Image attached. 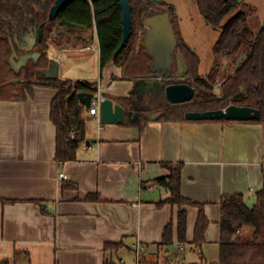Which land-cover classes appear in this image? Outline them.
<instances>
[{"label": "crops", "instance_id": "crops-1", "mask_svg": "<svg viewBox=\"0 0 264 264\" xmlns=\"http://www.w3.org/2000/svg\"><path fill=\"white\" fill-rule=\"evenodd\" d=\"M164 1L174 6L181 36L200 57L195 41L189 39H198L206 29L195 1L190 14L183 3ZM245 3L256 6L255 0ZM145 28L142 44L144 38L166 42L169 33L158 40V30ZM26 37L16 40L19 51L11 56L15 62L35 51L24 50L31 38ZM48 44L52 55L48 57L57 64L59 80L95 83L96 96L114 104L135 90V82L123 79L121 68L114 63L100 68L94 28L56 26ZM211 48L206 49L207 72L200 69L202 75L210 70ZM58 55L65 58L63 62H57ZM201 64L202 60L200 68ZM55 94V89L35 86L24 101H0V261L104 264L107 258L115 262L113 257L121 251L135 253L139 244L145 264H158L162 258L163 264H218L209 254L216 247L219 259L222 197L241 195L251 208L264 185V117L262 123L154 119L144 123L141 115L131 111L132 120L142 119L141 127H135L103 125L87 113L85 142L76 159L59 164L55 161L56 130L50 120ZM146 109L150 112L155 107L147 101ZM166 164H180L181 196L203 205L209 223L201 245L193 243L198 208L183 207L187 231L186 243L180 244L177 206L157 205L170 195L159 181L169 174ZM60 173L65 177L59 178ZM94 193L98 201L86 200ZM169 223L173 242L160 245ZM112 243H121V249L105 251L104 246Z\"/></svg>", "mask_w": 264, "mask_h": 264}, {"label": "trees", "instance_id": "trees-1", "mask_svg": "<svg viewBox=\"0 0 264 264\" xmlns=\"http://www.w3.org/2000/svg\"><path fill=\"white\" fill-rule=\"evenodd\" d=\"M206 25L219 32L212 48V64L206 75L200 72L201 59L181 36L178 17L172 4L164 0H128L131 6L130 36L115 55L123 36L122 11L117 0H74L61 9L56 18L48 19L55 0H0V101H24L33 87L45 86L56 90L50 105V120L56 130L55 161L63 164L76 159L79 147L85 142L86 109L78 100L77 93L89 91L95 83L71 80L61 81L40 74L53 62L48 57L50 38L56 26L76 25L95 29L99 41V65L103 69L112 62L121 68L125 80L135 82L131 96L117 99L124 109L121 125L141 127L140 121L130 118L134 111L148 120L161 122H186L188 112L224 110L228 106L248 107L259 111L258 120L226 121L203 120L202 122H251L262 123L264 117V26L251 27L257 23L255 7L243 0H194ZM169 17L175 51L184 65L181 76H157L152 68V58L141 39L146 34V23L152 18ZM41 28L42 40L34 50L40 56L26 61L16 68L12 54L19 51L16 40L24 36H36ZM226 61L225 64L223 62ZM170 84H187L194 89L192 100L171 104L164 94ZM221 84L218 93L214 85ZM74 96L67 101L71 93ZM159 99H161L159 101ZM147 101L155 107L146 109ZM156 105V106H155ZM145 112L151 115L144 116ZM72 134L74 135L72 137ZM169 174L159 181L169 192V197L158 206H177V242L186 243L187 212L184 206L198 208L193 232V243H204L208 225L203 205L192 202L180 193V164L165 165ZM88 201H98L97 193L86 196ZM12 203L13 201H3ZM220 244L218 264H264V185L256 194L253 207L245 204L241 195L223 196L220 201ZM251 228L250 237L242 236L243 227ZM173 242L172 224L163 231L160 245ZM121 243L106 244L104 250L117 252ZM0 264H14V259H5ZM104 264H116L105 259Z\"/></svg>", "mask_w": 264, "mask_h": 264}, {"label": "water", "instance_id": "water-1", "mask_svg": "<svg viewBox=\"0 0 264 264\" xmlns=\"http://www.w3.org/2000/svg\"><path fill=\"white\" fill-rule=\"evenodd\" d=\"M74 0H55L54 5L49 11L48 19L50 21L54 20L58 13L63 7L68 3ZM122 11V23H123V36L120 42V45L115 52V55L119 53L122 48L125 46L129 36L130 29L132 27L131 21V6L128 3V0H117ZM159 2V0H154ZM238 3H241L243 0H236ZM146 26H153L154 29L158 30L157 39L160 40L162 36L168 34L172 36L171 25L169 22V17L166 15L158 16L147 21ZM168 35V37H169ZM30 42L26 44L24 50L34 49L37 42L42 40L41 28L38 29L36 36H27L23 39H29ZM167 37V38H168ZM169 39V38H168ZM166 39V40H168ZM148 52V51H147ZM149 53V52H148ZM40 56V53L34 51L32 54L26 55L21 58L18 62H14L15 67L18 68L25 63V60L32 58L36 60ZM151 56V55H150ZM40 74L47 78H56L57 77V64L52 62L47 70L41 71ZM159 79L163 75H157ZM169 76V75H168ZM167 77V76H165ZM98 87L93 86L89 91H82L77 93V98L79 102L86 108L89 109L91 106L92 99L97 95ZM166 100L171 104L184 103L192 100L194 96V89L187 84H170L165 87L164 90ZM74 96L72 92L67 96V101H69ZM97 97V96H96ZM99 121L100 124H122L124 122V109L118 104H114L110 99H103L99 106ZM185 118L188 121H203V120H226V121H249V120H258L259 111L254 110L248 107H239V106H228L224 110H215V111H206V112H188L185 114Z\"/></svg>", "mask_w": 264, "mask_h": 264}, {"label": "rangeland", "instance_id": "rangeland-1", "mask_svg": "<svg viewBox=\"0 0 264 264\" xmlns=\"http://www.w3.org/2000/svg\"><path fill=\"white\" fill-rule=\"evenodd\" d=\"M173 1L175 3H179L180 5L183 3L185 5L187 14H190V12H192L194 1H192V0H173ZM261 1L262 0H255V4L257 6V8L255 6V10L257 13L256 15H257L258 21H257V23H254L255 19L251 21V27L253 29H257L260 26H264V13H263L264 8H262L264 4H262ZM262 14H263V16L260 17V15H262ZM184 15L185 14L183 12L180 13V18L183 19V25H184ZM204 24L206 26V29H204L200 32L198 39L195 40L194 38L189 36V39H192L195 41V44H196L195 47H197V51L200 53V57L202 60V64H201L200 69H201L202 73L207 72L206 61L208 58L206 56V49L209 50L210 47L213 46L215 40L217 39V37L219 35L218 31L213 30L210 26L206 25L205 22H204ZM168 38H167L168 40H166V42L164 44H158L156 42L154 43L153 41H150L149 39L144 38L143 44L146 47L149 54L151 55V58L153 61L152 62V68H153V70H155L157 75L168 76V75L173 73L176 76H178V75L181 76L182 75L181 73L184 70L182 59L179 56V54L175 51V41H174L173 37L171 36ZM48 55L50 58L52 57L50 52ZM65 55L66 54H64V56ZM60 59H61V55H58L57 62H63V60L65 58L63 60L62 59L60 60ZM225 63H226V61L223 62V64H225ZM88 70H90V67L88 68ZM216 86H217V84L214 85L213 88L215 90V93L217 94L220 87H216ZM151 109H153V108L151 107ZM250 234H251V228H249L247 226L243 227V230H242L243 238H245V239L249 238ZM215 249H216V247L211 248L212 252L209 254V256L212 259L214 258L215 259L214 261L218 262V254H217V251H215ZM142 254L143 253L141 252L140 255L137 257L136 253H134L132 251L124 250V251H121L120 253H118V255L114 256L113 258L117 264H137V263L138 264H145V263H143V255ZM121 258H122V262H121ZM162 259L159 260L160 262L158 264H163Z\"/></svg>", "mask_w": 264, "mask_h": 264}, {"label": "built area", "instance_id": "built-area-1", "mask_svg": "<svg viewBox=\"0 0 264 264\" xmlns=\"http://www.w3.org/2000/svg\"><path fill=\"white\" fill-rule=\"evenodd\" d=\"M220 85L221 84H217V86L216 87H220ZM104 98H102V97H99V96H97V97H94L93 99H92V101H91V106H90V108H89V115H91V116H94L96 119H97V121H98V123H100V121H99V110H98V106H99V104H100V102L103 100ZM74 135L72 134V137H73ZM65 177V175L63 174V173H60L59 174V178H64ZM180 249H182V247L180 248ZM143 251V249H142V247L139 245V244H137L136 246H135V253H136V255H137V257L140 255V253ZM138 264V263H137Z\"/></svg>", "mask_w": 264, "mask_h": 264}]
</instances>
